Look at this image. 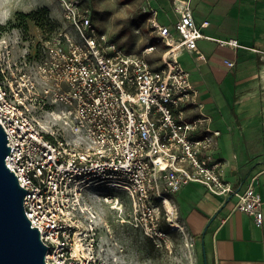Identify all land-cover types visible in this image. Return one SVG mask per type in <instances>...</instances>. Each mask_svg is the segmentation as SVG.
<instances>
[{
  "label": "built area",
  "instance_id": "obj_1",
  "mask_svg": "<svg viewBox=\"0 0 264 264\" xmlns=\"http://www.w3.org/2000/svg\"><path fill=\"white\" fill-rule=\"evenodd\" d=\"M175 9L177 22L165 25L157 8L143 7L147 27L136 33L150 39L139 52L111 40L68 1L64 14L77 37L62 32L46 40L29 63L25 53L0 49V123L11 146L6 164L27 190L25 213L47 245V264L115 260L106 252L114 242L103 234L91 186L125 192L132 211L123 210L124 216L138 218L150 235L158 231L170 194L191 183L236 198V209L264 225L256 176L244 190L225 180L223 161L213 153L222 132L212 127L190 72L179 61L182 52L196 51L201 38L263 55L264 50L204 34L206 24L196 23L190 0ZM153 56L158 59L150 61ZM45 115L66 129L43 125ZM95 197L123 207L116 194Z\"/></svg>",
  "mask_w": 264,
  "mask_h": 264
},
{
  "label": "crops",
  "instance_id": "obj_2",
  "mask_svg": "<svg viewBox=\"0 0 264 264\" xmlns=\"http://www.w3.org/2000/svg\"><path fill=\"white\" fill-rule=\"evenodd\" d=\"M183 1L149 3L158 9L162 24L174 25L179 18L175 7ZM190 3L196 23L206 24L204 34L234 37L244 46L264 50V0ZM200 53L204 58H197ZM226 60L235 65L228 66ZM179 61L190 72L212 127L222 132L213 153L221 152L217 158L223 161L225 180L244 190L256 176L264 212V55L201 38L196 51L182 52ZM185 187L178 205L192 231L203 236L208 264H264V225L257 226L252 215L236 209V198L212 194L199 183Z\"/></svg>",
  "mask_w": 264,
  "mask_h": 264
},
{
  "label": "rangeland",
  "instance_id": "obj_3",
  "mask_svg": "<svg viewBox=\"0 0 264 264\" xmlns=\"http://www.w3.org/2000/svg\"><path fill=\"white\" fill-rule=\"evenodd\" d=\"M66 1L78 4L81 13L89 15L99 31L107 33L111 40L127 51H141L143 43L150 39V35L142 37L136 33L138 27H147L144 22L149 14L144 13L143 7L149 0H0V19L6 20V23H0V49L8 47L19 57L25 53V60L29 63V60L37 58L46 40L62 32H71L77 37L64 14ZM25 8L28 10L25 11ZM32 12L35 13L24 19L18 16V13ZM156 59V56L149 58L150 61ZM40 122L60 131L66 129L61 120L49 115L41 116ZM220 154L216 153L217 156ZM185 188L170 194L172 211L162 205L158 231L151 235L138 226V218L128 214L124 216L123 210L124 213L132 211V202L125 192L108 189L105 185L89 188L91 202L98 209L97 219L103 227V234L108 241L114 242L111 249L106 250L108 255L115 256L111 264H205L203 236L192 231L185 221L183 209L178 205ZM95 194H116L123 207L112 208L98 200ZM126 217L129 220L123 222ZM176 222L178 227H175Z\"/></svg>",
  "mask_w": 264,
  "mask_h": 264
},
{
  "label": "water",
  "instance_id": "obj_4",
  "mask_svg": "<svg viewBox=\"0 0 264 264\" xmlns=\"http://www.w3.org/2000/svg\"><path fill=\"white\" fill-rule=\"evenodd\" d=\"M10 152L7 134L0 123V264H47V245L25 213L27 190L6 164ZM202 246L208 264L204 241Z\"/></svg>",
  "mask_w": 264,
  "mask_h": 264
},
{
  "label": "bare ground",
  "instance_id": "obj_5",
  "mask_svg": "<svg viewBox=\"0 0 264 264\" xmlns=\"http://www.w3.org/2000/svg\"><path fill=\"white\" fill-rule=\"evenodd\" d=\"M166 207L168 208L169 211H172L173 210V205H172V203H171L170 200H167L166 201ZM178 226H179V224L176 222L175 223V227H178Z\"/></svg>",
  "mask_w": 264,
  "mask_h": 264
},
{
  "label": "trees",
  "instance_id": "obj_6",
  "mask_svg": "<svg viewBox=\"0 0 264 264\" xmlns=\"http://www.w3.org/2000/svg\"><path fill=\"white\" fill-rule=\"evenodd\" d=\"M35 12H32V13H18V16L21 18V19H24L25 17H29L31 15H33Z\"/></svg>",
  "mask_w": 264,
  "mask_h": 264
},
{
  "label": "clouds",
  "instance_id": "obj_7",
  "mask_svg": "<svg viewBox=\"0 0 264 264\" xmlns=\"http://www.w3.org/2000/svg\"><path fill=\"white\" fill-rule=\"evenodd\" d=\"M24 10L27 11L28 9L25 8ZM0 23H6V20H4V19H0Z\"/></svg>",
  "mask_w": 264,
  "mask_h": 264
}]
</instances>
